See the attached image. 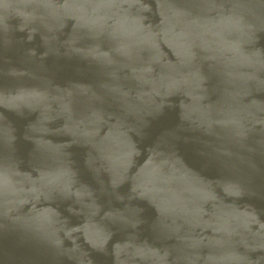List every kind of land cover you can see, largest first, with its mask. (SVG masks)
<instances>
[{
    "label": "water",
    "instance_id": "obj_1",
    "mask_svg": "<svg viewBox=\"0 0 264 264\" xmlns=\"http://www.w3.org/2000/svg\"><path fill=\"white\" fill-rule=\"evenodd\" d=\"M0 264H264V0H0Z\"/></svg>",
    "mask_w": 264,
    "mask_h": 264
}]
</instances>
